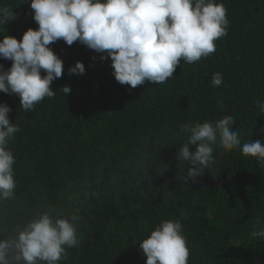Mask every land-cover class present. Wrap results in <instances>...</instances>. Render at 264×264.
<instances>
[{
	"label": "trees",
	"instance_id": "trees-1",
	"mask_svg": "<svg viewBox=\"0 0 264 264\" xmlns=\"http://www.w3.org/2000/svg\"><path fill=\"white\" fill-rule=\"evenodd\" d=\"M216 2L227 10V35L208 57L181 58L164 83L121 85L111 59H100L106 53L60 39L48 46L63 63L53 97L25 112L17 95L0 92L19 127L8 144L16 188L14 199L0 202V238L53 208L78 217L79 244L59 264H146L139 243L166 220L182 224L188 264H264V238L251 235L257 220L264 223V163L217 142L214 163L193 180L190 165L177 159L186 123L232 116L241 146L264 140L256 104L264 101V0ZM30 3L0 0L16 17L0 25V40L38 29ZM76 62L84 74L69 73ZM11 64L0 58L2 70ZM214 73L223 77L219 87Z\"/></svg>",
	"mask_w": 264,
	"mask_h": 264
},
{
	"label": "clouds",
	"instance_id": "clouds-1",
	"mask_svg": "<svg viewBox=\"0 0 264 264\" xmlns=\"http://www.w3.org/2000/svg\"><path fill=\"white\" fill-rule=\"evenodd\" d=\"M30 8L38 29L29 28L19 41L6 35L0 40V58L12 61L6 71L0 65V92L17 95L25 112L56 93L50 85L61 77L63 63L48 46L60 39L106 53L100 59H111L115 80L134 89L146 81L166 82L181 58L192 64L208 57L229 25L225 6L216 0H31ZM15 18L12 7L0 5V25ZM69 73L84 74V64L76 62ZM222 79L214 73L212 86H221ZM62 90L64 96L71 91L68 86ZM219 104L222 108L223 102ZM256 104L264 113V101ZM11 111L0 103V202L14 199L16 188L8 144L19 127L10 123ZM234 123L232 116H225L215 124L181 126L188 142L180 147L177 159L190 165L189 179L202 176L214 163L212 146L217 142L228 151L240 147L244 156L264 163V140L241 146L238 129L231 130ZM189 145L195 146L194 152ZM77 221L76 215H56L53 208L37 213L0 238V264H59L67 249L79 244ZM255 228L251 235L264 238V223L257 220ZM139 247L146 264H188L190 253L180 221H162Z\"/></svg>",
	"mask_w": 264,
	"mask_h": 264
}]
</instances>
